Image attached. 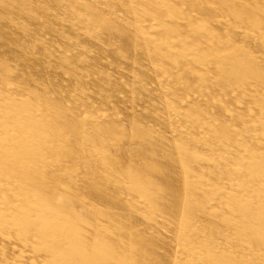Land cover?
<instances>
[{"label": "rangeland", "instance_id": "obj_1", "mask_svg": "<svg viewBox=\"0 0 264 264\" xmlns=\"http://www.w3.org/2000/svg\"><path fill=\"white\" fill-rule=\"evenodd\" d=\"M0 264H264V0H0Z\"/></svg>", "mask_w": 264, "mask_h": 264}]
</instances>
